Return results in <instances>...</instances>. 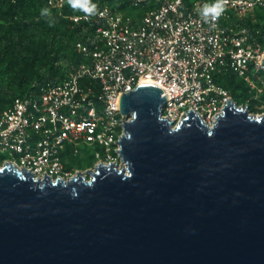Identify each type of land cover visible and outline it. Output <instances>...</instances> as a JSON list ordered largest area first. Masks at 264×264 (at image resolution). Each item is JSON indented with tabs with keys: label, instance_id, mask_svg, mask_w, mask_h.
Here are the masks:
<instances>
[{
	"label": "water",
	"instance_id": "95a60500",
	"mask_svg": "<svg viewBox=\"0 0 264 264\" xmlns=\"http://www.w3.org/2000/svg\"><path fill=\"white\" fill-rule=\"evenodd\" d=\"M264 70V55L260 64ZM119 97L122 162L68 179L0 166V264H264V112L228 100L212 126Z\"/></svg>",
	"mask_w": 264,
	"mask_h": 264
},
{
	"label": "built area",
	"instance_id": "2783aa9c",
	"mask_svg": "<svg viewBox=\"0 0 264 264\" xmlns=\"http://www.w3.org/2000/svg\"><path fill=\"white\" fill-rule=\"evenodd\" d=\"M141 1L155 7L139 19L107 5L94 16L73 17L93 27L91 45L76 44L86 61L62 81L44 84L0 112L1 164L35 178L64 179L60 156L68 147H117L124 123L119 97L140 84L167 96L163 119L176 125L190 111L209 127L230 100L215 76L232 73L255 87L264 73V44L257 45L238 24L264 9V0L136 4Z\"/></svg>",
	"mask_w": 264,
	"mask_h": 264
},
{
	"label": "rangeland",
	"instance_id": "374dc122",
	"mask_svg": "<svg viewBox=\"0 0 264 264\" xmlns=\"http://www.w3.org/2000/svg\"><path fill=\"white\" fill-rule=\"evenodd\" d=\"M136 1L41 0V7L37 11H32L29 18H23L16 12L21 7L19 5L21 0L16 3L12 2V12L4 20H0V26L9 27L8 37L11 39V48L9 49L8 46L7 51L10 56L9 63H5V61L0 63V71H2L0 74V111L5 110L11 100L19 96L21 92L39 87L40 83L47 80L54 81L59 75L65 74L67 70L73 71L82 64V58L79 60L80 62H77V65L71 64L76 59L78 60L76 44L91 45V33L88 22H74L73 17L90 16V13L99 6L109 5L121 9L131 20L139 19L148 12V7L142 1L138 4ZM26 3L31 2L26 1ZM44 20H49V26L58 29L57 40L60 42L55 45V52L59 49V53L58 55L48 53L45 59L42 57L39 59L40 63H28L32 60L30 58L28 61L29 57H26L30 55L28 44L31 34L28 32V26ZM22 27H28L26 33H20ZM238 27L244 28L246 31H253L256 34V44H264V11L255 12L242 19ZM76 30L79 32L75 33ZM21 36L24 38L21 40L22 48H19L18 37ZM51 37L52 35L49 36L50 39ZM40 38L41 36L37 34L34 43H38ZM6 42L4 35L0 34V52ZM56 71L57 75H55ZM254 86L253 88L235 75H231L225 90L236 107L246 110L249 115L259 116L264 112V73H259ZM76 148L75 150L74 147H68L60 156L59 171L65 173L62 176L64 179L74 176L77 169L82 171V175L87 179L85 173L93 172L92 166L99 163H114L117 166L122 164L117 152L118 147L114 146L108 151L100 146L80 145ZM74 150L75 152H73ZM3 158L0 155V160Z\"/></svg>",
	"mask_w": 264,
	"mask_h": 264
},
{
	"label": "trees",
	"instance_id": "16d2710c",
	"mask_svg": "<svg viewBox=\"0 0 264 264\" xmlns=\"http://www.w3.org/2000/svg\"><path fill=\"white\" fill-rule=\"evenodd\" d=\"M16 1H19V0H0V20H4L6 17H8V15L12 12L11 9H12V5L11 3L14 2L16 3ZM26 1H29L31 3H26ZM21 0L20 4L21 7H19V9H17L16 12H18L23 18H29L28 16L31 15V12L32 11H37L39 10V7H41V0ZM192 1H195V0H184V3H190ZM81 5V4H80ZM145 5H147L148 7V11L152 8L155 7L154 4L152 3H145ZM103 6V5H102ZM109 6V5H107ZM101 6H99L98 8H100ZM111 7L112 9H116V10H119L121 12H123L121 9L119 8H116V7H113V6H109ZM97 9H94V11L92 13H90V16H94L96 11L98 10ZM258 11H264V9H259V10H256L255 12H258ZM254 12V13H255ZM124 13V12H123ZM125 14V13H124ZM126 15V14H125ZM49 23L50 21L49 20H44L43 22H40V23H35L34 25H30L28 26L29 27V33L31 34V36L29 37V44H28V48H29V56H26V57H29L28 58V61H30V58H32V60L28 63H40L39 59L42 57L43 59H45V57L47 56L48 53H51V54H56L58 55L59 53V49L55 52V45L57 44V42H60V40H57L58 38V34H57V31L58 29H54L52 27L49 26ZM89 28H90V33H91V42H92V25L89 23ZM28 27H22V29L20 30V33H26L27 30H28ZM61 29V27H60ZM79 30V29H78ZM78 30L75 31V33L79 32ZM9 27H3V26H0V34H3L5 39H6V44L3 45V47L1 48V52H0V63L4 62L5 63H9L8 62V58L10 56H8V46H9V49L11 48V39H9ZM250 36L253 37L255 39L256 37V34L253 32V31H248ZM37 34H39L41 36V38L39 39V42L38 43H34V38H36ZM63 34V33H62ZM52 35L51 39L49 38V36ZM24 38V36H21V37H18V44L19 45V48H22L21 47V40ZM90 46V45H89ZM23 52V51H21ZM76 57H78V60L76 59L75 61L71 62L72 65H77L78 61L82 58V62H85L86 61V58L78 53L77 49H76ZM24 55L26 54L25 52L23 53ZM27 60V58H26ZM80 62V61H79ZM69 64V63H68ZM70 72H72L71 70H67V72L64 74H61L59 75L58 78H56L54 81H45L43 83H40V85H44L46 83H52V84H56L60 81H62L67 74H69ZM2 73V71H0V74ZM55 75H57V71L55 72ZM231 75H234L232 73H224V74H221L219 76H215V82L221 86L222 88L225 89V86H227V83L231 77ZM39 85V87H40ZM39 87H36V88H29L23 92H21V94L19 96H17L16 98L18 97H22L23 95L25 94H28L29 92L31 91H35L37 90ZM14 98V99H16ZM11 100V102L9 103L8 107L10 106V104L13 102V100ZM1 112V111H0ZM2 159L0 160V163H1Z\"/></svg>",
	"mask_w": 264,
	"mask_h": 264
},
{
	"label": "flooded vegetation",
	"instance_id": "af4514ba",
	"mask_svg": "<svg viewBox=\"0 0 264 264\" xmlns=\"http://www.w3.org/2000/svg\"><path fill=\"white\" fill-rule=\"evenodd\" d=\"M73 152H75V150H74ZM76 153H77V152H76ZM74 167H76V166H74ZM61 174L64 175L65 173L61 172ZM74 174H75V175H77V174L82 175L83 173H82V171H80L79 169H77V170H75ZM75 175H74V176H75Z\"/></svg>",
	"mask_w": 264,
	"mask_h": 264
}]
</instances>
